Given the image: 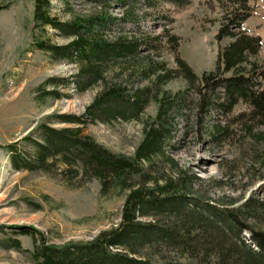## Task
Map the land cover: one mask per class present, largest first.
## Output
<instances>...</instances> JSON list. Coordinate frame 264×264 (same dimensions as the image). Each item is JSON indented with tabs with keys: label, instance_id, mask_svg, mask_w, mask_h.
I'll return each mask as SVG.
<instances>
[{
	"label": "trees",
	"instance_id": "16d2710c",
	"mask_svg": "<svg viewBox=\"0 0 264 264\" xmlns=\"http://www.w3.org/2000/svg\"><path fill=\"white\" fill-rule=\"evenodd\" d=\"M249 14L245 8L235 9L225 18L217 38L232 41L219 50L216 69L199 76L178 54L175 69L151 57L152 49L160 50L161 35L110 39L100 31L106 16L63 22L52 14L49 0H35L37 27L51 26L71 38L58 44L34 35L35 45L53 60L77 68L71 76L46 79L39 86L40 98H60L59 87L71 85L80 91L95 86L99 90L82 114L48 116L39 126L42 139L26 138L33 144L32 154L23 155L9 145L11 162L16 169L44 172L62 166L70 181L96 178L102 194L114 190L126 196L120 221L88 241L48 244L39 230L20 228L19 234L33 238V250L24 249L18 238L7 239L5 247L28 252L34 264H264V202L250 199L243 206L222 208L204 201L192 192L200 178L166 154L176 137L177 117L193 90L200 118L211 109L228 116L240 102L248 104V111L231 120L258 147L256 160L264 165V68L253 59L262 40L242 26ZM128 15L119 20L126 21ZM177 39L170 36L172 42ZM177 76L186 79V90H163ZM145 80L150 82L138 84ZM152 100L158 102L157 115L143 121V136L133 155L115 153L85 134L89 123L141 120ZM56 121L72 126L50 124ZM215 126L218 135L229 133Z\"/></svg>",
	"mask_w": 264,
	"mask_h": 264
},
{
	"label": "rangeland",
	"instance_id": "374dc122",
	"mask_svg": "<svg viewBox=\"0 0 264 264\" xmlns=\"http://www.w3.org/2000/svg\"><path fill=\"white\" fill-rule=\"evenodd\" d=\"M49 1L52 14L63 22L106 16L108 21L100 31L110 39L122 34L161 35L160 50L152 49L151 57L175 69L178 54L199 76L216 69L219 50L232 41L217 38L225 18L235 9L245 8L250 14L242 26L261 37L262 47L253 59L264 68V0ZM0 5H8L0 9V264H34L28 252L5 247L7 239L18 238L24 249L33 250V238L19 234L20 228L39 230L48 244L88 241L120 221L126 192L110 190L104 195L99 180L70 181L61 173L62 166L45 172L14 168L9 145H16L23 155L32 154L33 144L26 138L41 140L39 126L48 116L82 114L99 88L59 87L62 97L40 98L39 86L46 79L71 76L77 68L53 60L49 52L35 45L34 35L58 44L71 38L51 26L37 27L35 0H0ZM127 12L132 15L120 21ZM171 35L177 36V42L170 41ZM162 88L175 94L186 90L187 81L177 76ZM197 98V92H188V104L177 117L176 137L166 154L200 178L192 192L204 201L222 208L243 206L250 199L264 202V165L256 160L258 147L231 120L248 111V104L240 102L228 116L211 109L200 118L194 109ZM158 107L152 100L141 120L89 123L85 134L115 153L133 155L143 136V121L154 118ZM50 124L72 126L57 121ZM216 124L229 133L218 135ZM260 129L264 131V125Z\"/></svg>",
	"mask_w": 264,
	"mask_h": 264
}]
</instances>
